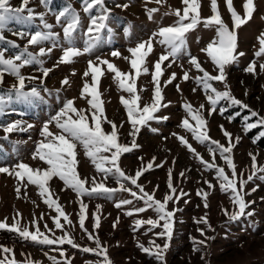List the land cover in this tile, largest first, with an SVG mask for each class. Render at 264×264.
Masks as SVG:
<instances>
[{
  "label": "rangeland",
  "instance_id": "obj_1",
  "mask_svg": "<svg viewBox=\"0 0 264 264\" xmlns=\"http://www.w3.org/2000/svg\"><path fill=\"white\" fill-rule=\"evenodd\" d=\"M199 2L201 16H210L212 14L210 0H199ZM20 3L21 0H10L11 6L14 7H19ZM243 3L244 0H233L236 11L242 17ZM68 4H71L81 16V27L76 35V47L82 50L84 41L87 39L84 32L89 22L87 14L83 12L82 0H48L47 6L40 3V0H30L29 7L34 9L35 13L44 14L45 21L53 25L52 31L59 34L60 41L56 47H53L51 42H45L39 46H29L28 50L34 54H38L41 46L52 48L51 53L41 57L44 61L43 67L52 69V71L47 77H44L38 64L27 65L21 69L22 75L26 78L37 77V79L25 80L24 91H30L35 87L39 92V97L33 98L30 103L14 101L5 109L4 114L0 115V167L11 169L17 162L23 161L33 168H43V162L32 158L37 143L43 139L40 135L42 125L63 107L66 100H74L78 109L87 110L90 108L87 101L81 98L83 83L90 82L88 78L83 77L88 61H96L99 57L110 61L121 71L129 72L130 64L123 58L130 56L128 49L135 47L139 42L147 41L160 27L173 25L177 17L174 14L165 15V13H173L175 9L182 10L184 7L182 0H161L159 4L155 0H104V6L109 9L107 25L111 29V33L104 30L101 33V40L91 53L75 57L73 63L57 66V61L63 54L62 47H66L67 44L63 40L62 26L57 23L56 15ZM123 4H127L128 7L118 6ZM218 4L222 18L231 27L230 13L224 0H218ZM254 4L256 11L253 13L252 19L237 30L238 52H242L244 55L225 69L228 89L235 98L248 105V108L233 106L228 101L221 100L217 105V111L208 115V109L211 106L203 88L195 80V77L201 76L202 73L188 62V53H190L198 58L202 67L210 74H217L210 58L201 51L215 36V28H206L201 23L195 30L188 33V53L179 55L171 67H166V65L172 62V57H169V60L161 66L163 71V75L160 77L162 103L168 106L162 107L156 115L167 116L168 119L153 120L149 122L150 127H142L135 138L138 147L131 152L124 153L120 158V167L128 175H134L138 169L153 162V167L140 177L138 183L143 185L145 191L154 192L155 199L163 200L164 196L170 192L168 188L169 169L172 170L173 185L177 188V193L181 190L186 193L178 202L170 201L168 204L169 209H179V211L175 214L174 234L169 242V248L164 254V264H264V180L254 178L244 189V192L248 193L245 195L246 202H254L251 203L247 211L254 210L255 215L242 217L238 221H229L224 210L232 212L234 207L230 194L220 190L215 179V170H205L195 155L172 135L178 133L186 137L196 152L204 160L211 162L212 157L208 151V143H198L190 132L179 127L182 119L186 116L183 108L184 103L189 102L194 108H199L203 104L205 106L203 115L208 122V135L211 139L227 146V138L224 136L223 130L232 134L235 146L231 156L237 173H243L245 179L250 174L251 157L249 153L257 156L258 166H264V149L256 144L258 138L261 137L260 133L264 132V126L245 131V124L254 123L257 119V117H251L249 110L264 116V72L259 70V64L264 63V56H255L260 47L257 37L264 32V0H254ZM150 8L158 9L152 19H149L147 13V9ZM93 14H96L95 9ZM37 28L43 30V25L38 18L28 26L10 22L3 31L5 42H0V50H6L5 58L18 54L27 43V38L20 39L13 35L14 31H35ZM158 39L159 37H157ZM7 41H13L19 45V48L12 47ZM112 51H119L122 57H113ZM165 51V46L154 42V50L146 60L149 72L141 74L137 78L138 91L145 89V91L139 92L142 102H148L153 95V65ZM253 61L257 65L255 74L245 71L249 63ZM102 67L106 69V65ZM184 71L189 72L190 78L187 81L183 79ZM73 72L75 75H72ZM173 72L176 73V79L165 85L164 82ZM65 77H68L70 81L68 86L61 84ZM113 77V73L105 71L98 86L104 115L107 120L115 122L117 126L123 124L122 128H118L119 142L130 144L133 139L129 136L131 125L127 120L126 109L121 104V97L127 98L128 93L118 86ZM15 83V77L5 74L3 82L0 83V95H7ZM176 85H179V91H177ZM213 86L219 91L225 90L224 83L213 82ZM220 108L227 110L221 114ZM229 117H233V119L229 120ZM246 117L249 118L247 121ZM15 121H21L23 128H27L29 124L33 127L27 131L17 130L5 133L3 126ZM190 123L194 125L195 121L190 119ZM221 126H223V130ZM102 127L105 132L111 131V126L108 123L102 122ZM151 129L157 131L153 132ZM50 130L58 131L51 125ZM236 137L240 138L238 142H236ZM153 158H155L154 161ZM77 159L79 161L77 171L82 177L95 176L97 181L103 180L102 174L96 172L94 165L85 156L84 149L80 145L77 146ZM215 163L224 167L226 173L230 175L231 170L220 158L219 152L216 153ZM161 164L162 167H156ZM181 173L184 175L181 176ZM258 175H264V173H258ZM205 180L210 181L216 187L209 189L204 183ZM103 182L111 188L119 187L112 176ZM123 183L134 191H138L129 182L123 181ZM17 186L18 181L14 176L0 173V222L11 225L14 222L13 217H17V213H19L21 216L17 219L20 220L21 227L27 226L29 230L34 231L32 221L37 220L40 230L46 235L52 237L54 233L55 237H61L67 232L79 245V248H74L69 244L42 245L23 239L16 232L0 229V246L12 250L9 254L0 253V258H3L4 255H8L10 258L14 256L17 264H25L26 261L53 264L49 257H56L60 261L65 259L60 256L57 250L62 249L66 258L71 260V264H86L89 261L96 264L102 257L81 250L84 247H96L94 241L88 239L85 231L79 227V199H82L83 203L87 205L85 228L97 236L100 244L107 248L112 264H160L154 256L141 251L138 244L148 247L149 241L155 240L162 246L165 239L155 237L153 234L162 229L156 228L149 232L147 225L135 229L134 221L136 219L155 218V213L149 209L138 216L125 215L128 209L143 206V202L135 200L129 192L117 191L112 199L95 196L78 198L71 189L66 188L63 181L58 177H53L49 182L50 193L53 198L59 197L58 202L72 221L71 224H68L61 218L63 229H56L52 217L57 214L54 209L44 203V198L39 195L38 187L20 185L21 192L18 195L15 191ZM253 188L255 191H252ZM201 189L208 192V207H205L202 196L197 194ZM124 199L133 200V204L116 208L115 204ZM97 205L101 206L99 213H97ZM93 214L100 216L98 228L93 227L95 222ZM41 216H43L42 220L39 219ZM202 217L207 218L208 224L198 223ZM117 218H119L118 223H116ZM45 223L49 229L53 230L52 232H48L44 228ZM114 224L115 227H113ZM200 229L204 230V235H201ZM199 241H205V243L200 244ZM197 248L198 251L194 250Z\"/></svg>",
  "mask_w": 264,
  "mask_h": 264
},
{
  "label": "snow or ice",
  "instance_id": "obj_2",
  "mask_svg": "<svg viewBox=\"0 0 264 264\" xmlns=\"http://www.w3.org/2000/svg\"><path fill=\"white\" fill-rule=\"evenodd\" d=\"M157 4L161 3V0H155ZM40 3L47 6L48 0H40ZM226 8L230 13L231 27L224 21L221 16L218 0H210L211 15L208 17L201 16V4L199 0H182L184 5L183 9H175L173 13H165V15L174 14L177 19L173 25L160 27L156 33L147 40L139 42L135 47L129 48V57H123L128 60L130 64V71L124 72L116 67L108 60L100 59L97 57L96 61L89 60L87 64V70L83 73L84 78H88L90 82L83 83L81 90V98L85 99L90 106L89 109H78L75 106V102L72 99L66 100L63 107L60 108L54 116L46 121L40 130V135L43 137L37 145L35 152L32 155L33 159H38L43 162V168H33L29 164L23 161L17 162L13 168L0 167V173H6L10 176H14L18 181V186L15 191L19 195L21 192V186L27 187L28 185H34L38 187L39 195L44 198V203L51 209H54L56 216L52 217L53 223L56 229H63L61 218L64 222L71 224L72 221L69 215L66 214L63 207L60 205L59 197L53 198L49 189V182L53 177H58L67 189H71L78 198L88 197H104L106 199H112L117 191L129 192L130 195L137 201H142L143 206L130 208L125 212L127 216H138L141 213H145L151 209L155 213V218L136 219L134 221L135 229H139L144 225L149 226L148 231L152 232L156 228L162 229L159 232H154V236L158 238H164L165 243L161 246L157 244L155 240L149 241V246L145 247L143 244H138V247L144 253L154 256L160 264H164V254L169 248V242L173 238L175 214L179 209H169V202L176 203L181 197L185 196L182 190L177 193V188L173 185L172 170L168 172V188L170 192L166 194L163 200L155 199V193H149L145 191L143 185L138 183L140 177L153 167V162H149L146 167L138 169L134 175H128L120 167V158L124 153L131 152L137 148L136 136L140 132L142 127L149 126L150 121L153 120H167V116H157L156 113L162 107H167V104H163V95L160 77L163 75L162 64L172 57V62L168 63L166 67H171L175 59L182 53H188L187 42L188 33L195 30L196 27L203 23L206 28H215V36L207 43L206 47L201 51L205 52L207 57L210 58L211 63L217 70L216 75L210 74L202 67V63L196 56L189 55V63L197 71L202 73L201 76L195 77L196 83L201 86L206 94L210 108L208 109V115H212L217 111V105L221 100H226L230 105L240 106L241 108H248V105L244 104L241 100L235 98L231 91L228 89L226 83L227 76L225 69L227 66L235 63L240 56L244 53L238 52V35L237 30L249 20L252 19L253 13L256 11L254 0H244L243 3V17L236 11L233 0H224ZM30 0H21L19 7L11 6L10 0H0V42H5L3 31L10 22H15L20 25H31L38 18L43 25V30L37 28L35 31L22 30L14 31L13 35L20 37V39L27 38V43L23 50L18 54L5 58V51L0 50V83L3 82L5 74L15 77L16 83L9 90L7 95H0V115L4 114L5 109L9 107L14 101L30 103L33 98L39 97L38 90L33 87L30 91H24L26 79H37V77L26 78L21 73L27 65L38 64L40 65V71L44 77H47L52 69L43 67L44 61L41 57L51 53L52 48L39 47L38 54L30 52L29 46L43 45L45 42H51L53 47H56L60 41L58 33L53 32V25L48 24L44 19L43 13H35L34 9L29 7ZM119 7L127 8V4L118 5ZM83 12L88 16V24L84 36L87 39L84 41V47L81 50L76 47V35L81 27L80 14L68 4L56 15V21L62 26L63 40L67 46L62 47V56L57 61V66L60 64H70L74 62L75 57L82 56L86 53H91L101 40V33L104 30L110 34L111 29L107 25L109 19V9L104 6V0H82ZM96 10V14H93V10ZM158 12L157 8L147 9L149 19L153 18V14ZM127 31V30H126ZM157 37L159 39L157 40ZM259 43V50L255 53L256 57L264 56V32L257 37ZM154 42L165 46L166 51L162 53L158 60L154 63L152 72L153 83V95L148 102H142V97L139 92L145 91V89H137V78L144 73L149 72V68L146 66L147 57L154 50ZM14 48H19V45L13 41H7ZM111 55L116 58H121L122 54L119 51H112ZM106 65V69L102 66ZM256 62H250L245 71L248 73H256ZM259 70L264 72V63L259 64ZM114 74V80L118 86L128 93V97H121V104L124 106L127 112V120L131 125V131L129 136L133 139L130 144H123L119 142L118 128H122L123 124L117 126L115 122L107 120L104 115L103 102L101 100V94L98 90L101 76L104 72ZM75 75V72L72 73ZM190 78L189 72L184 71L183 79L187 81ZM176 79V73H171L169 78L164 82L165 85L171 83ZM213 82H221L225 85L224 91H219L213 86ZM62 86H68L70 81L68 77H65L61 81ZM177 91H179V85H176ZM47 91V89H45ZM195 92L196 89L194 88ZM90 97V98H89ZM204 105L201 104L199 108H194L189 102L184 103L183 108L186 112L185 118L182 119L179 127H182L186 131L192 134V137L198 143H208V151L212 157V161H206L203 157L196 152L192 144L188 139L178 133H173L178 141L185 146L195 157L200 161L205 170H215V179L222 192L230 194L234 210L229 212L225 209V215L229 221H238L242 217H252L255 215L253 211H247L250 208L251 203L246 202L244 192L246 185L253 181L254 178L264 180V175H258V173H264V166H258L257 156L249 153L251 157V172L244 178L243 173H237L236 165L233 162L231 153L235 146L233 143L232 134L224 131V136L227 138V146L221 144L219 141L212 140L208 135L207 120L203 115ZM227 109L220 108L219 111L223 114ZM251 117H257L254 123H246L245 131H248L258 126H264V116H260L259 113L249 110ZM195 121L193 125L190 123V119ZM233 117H229V120ZM249 118L246 117L247 121ZM102 122L108 123L111 126L110 132H105L102 127ZM21 121H15L3 126L5 133H11L13 131H27L32 128L33 125L29 124L27 128L21 127ZM50 125L54 126L58 131L53 132L50 130ZM153 132L156 129H151ZM261 137H264V132L260 133ZM7 139V137H5ZM239 137H236V142L239 141ZM80 145L84 149V154L89 158L92 165H94L97 173L102 174L103 180L97 181L95 176L90 178L82 177L77 171L79 161L77 159V146ZM215 147H212V146ZM219 152L220 158L224 160L227 168L231 170L230 175L226 173L224 167H220L215 163L216 153ZM155 158H153V161ZM163 165H156V167H162ZM181 176L184 173L180 174ZM109 176L115 178L118 188L108 187L103 181L107 180ZM123 181L129 182L132 186H135L138 191H134L131 187H127ZM204 183L209 189H214L216 186L210 181L205 180ZM255 191V188L252 189ZM198 195L202 196L205 201V207H208L207 196L208 192L203 189L199 190ZM79 227L85 231L88 239L93 240L96 244L95 248L84 247L81 250L85 253H92L99 257L96 264H112V261L108 257L107 248L100 244L99 238L94 236L85 228L86 210L87 205L83 203L82 199H79ZM133 204V200L124 199L115 204L116 208H121L124 205ZM101 206L97 205V213H99ZM21 214L17 213V217ZM94 216V228H98L100 225V216L93 214ZM17 217H13V223L9 225L6 222H0V229H8L16 232L20 237L32 242L42 245H63L69 244L74 248H79L70 234L65 232L61 237H50L40 230V225L37 220H33L32 224L35 228L34 231L29 230L27 226L21 227L20 220ZM43 219V216L39 218ZM119 222L117 218L116 223ZM198 223L208 224L207 218L202 217ZM115 227V224L113 225ZM44 228L48 232H52V229L48 228L45 223ZM210 228V225H209ZM134 229V230H135ZM201 235H204V230L200 229ZM147 234V233H146ZM198 243L204 244L205 241H199ZM61 257H65L63 261L57 260L56 257H49L53 264H71V260L67 259L62 249H57ZM198 251L199 249H194ZM12 250L0 246V253L9 254ZM47 255V253H45ZM0 264H17L14 256L11 258L8 255H4L0 258ZM25 264H40L38 261H26ZM86 264H92V262H86Z\"/></svg>",
  "mask_w": 264,
  "mask_h": 264
},
{
  "label": "trees",
  "instance_id": "obj_3",
  "mask_svg": "<svg viewBox=\"0 0 264 264\" xmlns=\"http://www.w3.org/2000/svg\"><path fill=\"white\" fill-rule=\"evenodd\" d=\"M256 144L264 149V137L258 138V140L256 141Z\"/></svg>",
  "mask_w": 264,
  "mask_h": 264
}]
</instances>
